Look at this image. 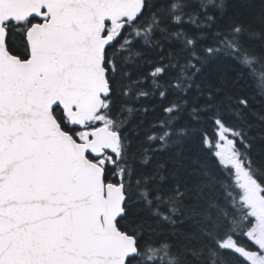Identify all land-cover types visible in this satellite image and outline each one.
<instances>
[{"label": "snow or ice", "instance_id": "snow-or-ice-1", "mask_svg": "<svg viewBox=\"0 0 264 264\" xmlns=\"http://www.w3.org/2000/svg\"><path fill=\"white\" fill-rule=\"evenodd\" d=\"M0 264H264V0H0Z\"/></svg>", "mask_w": 264, "mask_h": 264}]
</instances>
